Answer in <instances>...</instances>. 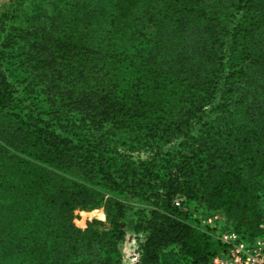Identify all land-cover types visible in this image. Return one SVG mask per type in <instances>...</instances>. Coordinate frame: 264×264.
Instances as JSON below:
<instances>
[{"label": "trees", "instance_id": "trees-1", "mask_svg": "<svg viewBox=\"0 0 264 264\" xmlns=\"http://www.w3.org/2000/svg\"><path fill=\"white\" fill-rule=\"evenodd\" d=\"M28 1L0 13V264H124L123 190L132 264H210L189 199L260 234L264 0Z\"/></svg>", "mask_w": 264, "mask_h": 264}, {"label": "rangeland", "instance_id": "rangeland-1", "mask_svg": "<svg viewBox=\"0 0 264 264\" xmlns=\"http://www.w3.org/2000/svg\"><path fill=\"white\" fill-rule=\"evenodd\" d=\"M14 2L15 0H0V13H8V19L10 23L18 24L19 21L26 22L25 20L29 16L30 9L28 6L30 2L28 0H20L19 7L17 9L12 6L14 5ZM132 157L134 159L138 157L144 158L145 153L134 152ZM115 195L117 199H120L128 206V216L121 225V227L126 231L121 246L124 264H132L136 256L137 237L140 236L133 232V225L131 221L134 219V213L140 208L142 209L148 207L149 202L145 201V199L142 197L131 196L126 192V190H123L122 192H116ZM188 207L190 209V213L187 215L188 220H190L192 223L200 224L207 215L206 208L203 206V204L195 199L188 200ZM76 215L77 217L74 219V223L81 229L84 228L87 225V222L91 221L92 219H98L102 221L106 220L105 210L103 207H98L89 211L78 210L76 211ZM99 215H104V217H99ZM81 217L84 218V224H79L77 222V220ZM219 221L221 222L222 220L219 218Z\"/></svg>", "mask_w": 264, "mask_h": 264}, {"label": "built area", "instance_id": "built-area-1", "mask_svg": "<svg viewBox=\"0 0 264 264\" xmlns=\"http://www.w3.org/2000/svg\"><path fill=\"white\" fill-rule=\"evenodd\" d=\"M181 201V197L176 198L175 204L180 206ZM218 221V214H208L200 223L202 228L215 229L216 237L224 244L210 264H264V221L259 224L260 234L252 239H245L235 231H221Z\"/></svg>", "mask_w": 264, "mask_h": 264}]
</instances>
